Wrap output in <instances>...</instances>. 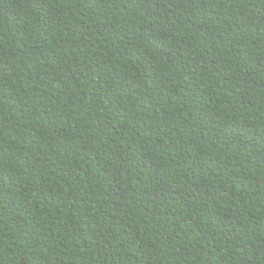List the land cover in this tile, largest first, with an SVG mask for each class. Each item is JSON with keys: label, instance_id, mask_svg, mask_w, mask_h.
Masks as SVG:
<instances>
[{"label": "trees", "instance_id": "trees-1", "mask_svg": "<svg viewBox=\"0 0 264 264\" xmlns=\"http://www.w3.org/2000/svg\"><path fill=\"white\" fill-rule=\"evenodd\" d=\"M0 264H264V0H0Z\"/></svg>", "mask_w": 264, "mask_h": 264}]
</instances>
